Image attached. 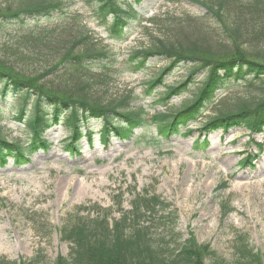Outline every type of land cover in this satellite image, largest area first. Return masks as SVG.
Segmentation results:
<instances>
[{
    "label": "rangeland",
    "instance_id": "1",
    "mask_svg": "<svg viewBox=\"0 0 264 264\" xmlns=\"http://www.w3.org/2000/svg\"><path fill=\"white\" fill-rule=\"evenodd\" d=\"M22 1L0 0V6H18ZM61 1L65 4L64 12L50 19H28L19 25L0 28V55L17 60L30 75L46 71L44 81L58 83L55 74L48 71L57 55L51 52L49 56L21 60L12 48L20 37L38 30H55L54 38L68 45L79 26H84L98 43L119 56L110 69L108 85H97L94 96L119 104L120 98L133 95L151 114L163 110L154 99L164 88L146 97L145 84L169 61L153 58L146 69L130 72L123 60L135 50L170 38L175 28L186 27L181 29V36L191 37L196 34V27H203L202 31L220 27L195 0H144L136 5L142 23L131 20L128 37L115 40L108 36V25L96 20L99 0ZM152 18L156 20L149 22ZM20 46L21 50L30 52L28 47ZM189 65L169 73L164 85L181 82L191 69ZM92 74L100 73L93 69ZM203 80L204 73H197L191 91L174 98L170 106L179 107L189 100ZM263 92L264 79L232 80L218 92L199 120L190 125L192 133L183 130L159 144L152 137L157 135L153 126L139 129L131 139L112 138L103 144L99 140L100 123L91 121L89 127L97 130L96 142L91 145L84 137L80 153H69L67 128L62 125L48 131L50 146L36 152L28 164L16 167L10 160L4 167L0 165V258L29 260L43 253L46 261L51 262L59 256L70 257L72 244L62 236L65 225L79 216H96L101 210L107 211L113 222L131 210L134 198L145 191L159 194L173 204L179 217L173 233L179 232L186 238L193 232L198 242L211 244L232 262L239 232L248 237L255 251L264 255V148L256 146V142L264 146V133L250 135L245 128L218 130L203 136L208 141L207 147L195 149L203 121L223 106L231 107ZM0 101L2 134L10 141L27 140V132L13 119L18 110L16 98ZM81 207L88 210L80 211ZM145 222L151 223L150 218ZM166 223L173 225L170 219ZM153 225L156 228V223Z\"/></svg>",
    "mask_w": 264,
    "mask_h": 264
},
{
    "label": "trees",
    "instance_id": "2",
    "mask_svg": "<svg viewBox=\"0 0 264 264\" xmlns=\"http://www.w3.org/2000/svg\"><path fill=\"white\" fill-rule=\"evenodd\" d=\"M142 2L144 0H99L97 20L108 25L110 38L125 40L131 33V20L138 19L139 24L142 23L136 11V5ZM194 2L205 8L220 27H208L203 31V27L193 28L196 34L191 37L181 36V29L186 27L175 28L170 38L135 50L123 60L130 72L146 69L153 58L169 61L145 84L146 97H152L157 89L164 88L154 99V103L164 110L154 114L133 95L120 98L119 104L116 100L101 101L94 96L97 85H108L110 69L119 56L98 43L84 26H79L74 40L68 41V45L54 38L55 30H38L20 37L12 49L21 60L49 56L51 52L57 55L48 71L55 74L58 83L45 82L46 71L30 75L17 60L0 55V99L16 98L18 110L13 119L28 137L25 141H10L0 128V165L5 166L10 159L15 166L28 164L37 151L48 148V130L60 125L69 132L70 151L79 148L77 144L85 135L92 139V131L85 130V124L91 121L101 122L103 143H108L111 137L131 139L137 130L151 126L156 128V137L152 135L156 144L183 130L190 134L193 132L190 125L199 120L218 92L232 80L264 79V0ZM64 8L61 0H24L18 6H0V28L19 25L28 19H50L56 13L64 12ZM155 20L152 18L149 22ZM219 31H222L221 35ZM20 45L28 47L30 52L21 50ZM18 51L20 54L15 53ZM184 65L191 66L185 78L178 84L164 85L166 76ZM93 69L99 70L100 74H92ZM199 72L204 73V80L191 98L179 107H171L174 98L191 91ZM234 128H245L251 135L264 133V92L240 100L231 107L223 106L203 121L195 149L207 147L208 141L203 136ZM172 207L173 204L159 194L138 193L132 209L113 222L107 211L101 210L96 216H79L65 225L62 236L72 244L70 257L59 256L47 262L46 256L39 253L29 260L11 261L3 257L0 264H264V255L255 251L248 237L239 232L232 262L211 244L198 242L193 232L186 238L179 232L173 233L179 217ZM87 210L86 207L80 209ZM224 212L227 213V209L224 208ZM149 218L152 224L145 222ZM169 219L172 227L166 223ZM166 229L170 231H164Z\"/></svg>",
    "mask_w": 264,
    "mask_h": 264
}]
</instances>
